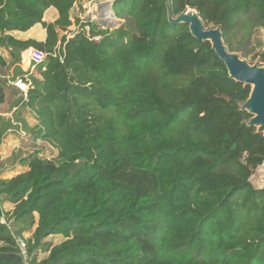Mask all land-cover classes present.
Returning a JSON list of instances; mask_svg holds the SVG:
<instances>
[{"label":"trees","instance_id":"trees-1","mask_svg":"<svg viewBox=\"0 0 264 264\" xmlns=\"http://www.w3.org/2000/svg\"><path fill=\"white\" fill-rule=\"evenodd\" d=\"M87 1L0 0V70L28 79L18 106L37 121L29 136L58 150L0 172V264H25L3 217L31 264H264V186L251 181L264 132L243 108L252 87L170 19L195 9L228 51L264 66V0H115L114 29L73 18ZM37 23L45 41L11 34ZM30 46L48 54L33 72L21 66ZM18 127L0 116V145Z\"/></svg>","mask_w":264,"mask_h":264},{"label":"rangeland","instance_id":"rangeland-1","mask_svg":"<svg viewBox=\"0 0 264 264\" xmlns=\"http://www.w3.org/2000/svg\"><path fill=\"white\" fill-rule=\"evenodd\" d=\"M103 1L108 0H91L87 1L86 4L80 6H76L73 10V18H91L98 22L99 17L98 13L101 10L100 4ZM112 1V0H109ZM114 6V5H113ZM108 7V5H104V8ZM187 13H197L196 11H192L189 9ZM200 18V17H199ZM112 19H116L113 17ZM200 21L203 23L204 29H208L213 27V25L209 24L207 25L205 21L200 18ZM118 24V23H117ZM77 24L72 25L69 28L68 35L74 33V31L77 29ZM258 38L264 39V29L260 30V33ZM260 49V46L255 48V50L252 52V54L256 53ZM3 55L7 57L9 60V53L6 49H1ZM248 61L251 59L249 57L246 58ZM255 61L253 65H258L260 67H264L259 65ZM24 68L27 67V64H22ZM14 66L13 65L10 69H4L3 71L0 70V79H6L5 85V95H6V101L3 104H0V116L2 118L10 119L15 125H19L18 128L12 129L9 133L5 135V137L2 139V143L0 145V172L4 171L8 167H12L13 165H16V163L23 157L27 156L28 154L32 153L35 150L40 151L41 156L44 158H54L57 156L58 150L54 148L53 146L49 145L46 142H43L42 140H34L32 137L29 136V133L32 130V127L37 123L34 114L27 109L26 107L18 106V101L23 96L22 92L13 86L12 80L14 79ZM34 68H32V71ZM244 108H249L248 103L244 104ZM255 116V113H253ZM258 129H260L261 126L256 125ZM264 131V130H263ZM264 166V162L256 169L254 175L251 177V181L256 187H263L264 186V170L262 167ZM262 167V168H261ZM23 169L21 167L16 168L14 171H10L8 173H5L6 176L10 177L14 173L20 172ZM13 173V174H12ZM6 209H12L13 205L10 203L5 204ZM3 222L6 223L11 231H13L18 237V231L20 229V226L18 224H13L11 221H7L3 217ZM29 232H25L24 236H29ZM62 239L61 235L55 236V242Z\"/></svg>","mask_w":264,"mask_h":264},{"label":"water","instance_id":"water-1","mask_svg":"<svg viewBox=\"0 0 264 264\" xmlns=\"http://www.w3.org/2000/svg\"><path fill=\"white\" fill-rule=\"evenodd\" d=\"M115 0L103 1V5H108L112 9V16H115L113 5ZM191 9V8H189ZM188 9V10H189ZM187 10V11H188ZM196 11L195 9H191ZM181 13L180 15L173 17L170 13V19L173 23H189L191 33L201 39L208 40L212 43V47L216 50L217 54L227 65L229 73L232 78L237 81L249 84L252 87L250 97L245 103H248L249 108L247 109L255 116L251 119V124L261 126L258 131L264 132V67L258 65L250 64L247 60L242 59L238 53L228 51L226 45L224 44L222 31L219 27H211L208 31L204 30L203 23L200 21V16L197 13ZM191 16L197 17L196 19H191ZM200 17V18H199ZM115 21V22H114ZM118 22V24L116 23ZM123 21L114 19H104L99 20L98 23L104 27H110L112 29L117 28L121 25Z\"/></svg>","mask_w":264,"mask_h":264},{"label":"built area","instance_id":"built-area-1","mask_svg":"<svg viewBox=\"0 0 264 264\" xmlns=\"http://www.w3.org/2000/svg\"><path fill=\"white\" fill-rule=\"evenodd\" d=\"M86 3H83V5ZM101 10L98 13V17L99 20H104V19H108V18H113L114 16L111 15V13H108V11H106V9H104V5L103 3L100 4ZM112 12V9H111ZM86 19V18H85ZM94 20V19H92ZM98 20V21H99ZM100 37H95V40H99ZM57 50L55 51L56 54L55 55H60L59 53V49L60 47L56 48ZM47 52L38 49L34 46H30L27 49H25L22 53H21V66L24 68V66L22 64H27V67L29 68H24L25 70L28 69H32L37 67L39 64L43 63L46 59H47ZM62 57V56H61ZM12 84L13 86H15L16 88H18L23 95H25L27 97V93L30 87V82L28 81V79L26 77H15L12 80ZM16 237V243L20 249V253L24 259L25 264H31L30 263V258H29V253L27 250V243L25 240V237L23 236H15Z\"/></svg>","mask_w":264,"mask_h":264},{"label":"crops","instance_id":"crops-1","mask_svg":"<svg viewBox=\"0 0 264 264\" xmlns=\"http://www.w3.org/2000/svg\"><path fill=\"white\" fill-rule=\"evenodd\" d=\"M57 18H58V11L54 6H51L46 10L43 19L44 21L49 23V22H54ZM11 34L19 39H24V40L36 39L39 41H45L46 36H47V31H46V28H44V26L42 25V23H37L35 26H33L28 31H12ZM30 70L31 72L34 71V70L32 71V69Z\"/></svg>","mask_w":264,"mask_h":264},{"label":"bare ground","instance_id":"bare-ground-1","mask_svg":"<svg viewBox=\"0 0 264 264\" xmlns=\"http://www.w3.org/2000/svg\"><path fill=\"white\" fill-rule=\"evenodd\" d=\"M104 9H106V11H108V13H111V15H112V12H111V8L108 6V7H105ZM193 11V10H192ZM192 14V13H191ZM197 17H195V16H191V19H196ZM111 19V18H110ZM115 20V19H114ZM115 22V21H114ZM116 23H118V22H116ZM204 30H206V31H208L209 30V28L208 29H204ZM262 167H264V166H262ZM261 167V168H262ZM263 170H264V168H263Z\"/></svg>","mask_w":264,"mask_h":264}]
</instances>
